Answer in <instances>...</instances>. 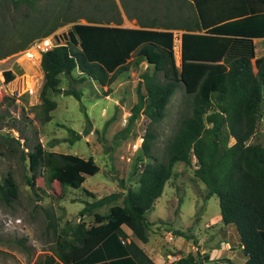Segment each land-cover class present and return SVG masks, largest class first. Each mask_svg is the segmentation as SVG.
Listing matches in <instances>:
<instances>
[{
  "label": "trees",
  "instance_id": "16d2710c",
  "mask_svg": "<svg viewBox=\"0 0 264 264\" xmlns=\"http://www.w3.org/2000/svg\"><path fill=\"white\" fill-rule=\"evenodd\" d=\"M52 30L36 35L45 36ZM190 30L201 28L195 25L187 28ZM64 36L68 45L47 51L41 59L46 79L41 90L43 121L51 119L50 112L56 107V102L46 96L47 90L62 92L60 74L74 79L72 73L78 70V81L91 79L109 89L129 69L133 53L135 65L146 61L154 66V71L140 76L137 102L131 107L126 127L114 137H127L141 113L150 125L161 117L168 98L181 81L172 31L74 23ZM257 37H264V12L226 19L205 27L203 33L181 34L182 50L193 48V53L212 59L220 56L221 62L207 69L198 81H188L190 87L197 85L192 94L191 113L181 119L167 144L164 160H157L151 152L153 135L149 125L141 147L144 156L153 162L143 166L140 190L113 192L86 201L80 216L122 198V204L112 205L107 214L95 212L92 225H86L82 219L76 223L66 221L56 237L55 252L46 255L43 264H155L132 239L128 241L122 225L142 242L148 240L150 223L146 214L162 195L174 165L190 164V153L197 163L194 176L205 186L204 202L213 196L218 198L221 222L234 230L245 257L242 264H264V146L248 143L257 128L264 91V54L256 57L253 39ZM27 42H23L22 48ZM159 72L163 78L158 77ZM5 75L6 80L13 78L10 71ZM64 93L80 100V94L73 89ZM213 93H216L215 109L208 113L213 107ZM27 125L32 126V122ZM108 125L106 121L103 131ZM68 131L73 136L69 139L71 143L79 139V133L70 128ZM230 138L234 142L228 144ZM25 156L29 170L41 167L47 183L56 181L74 189L81 187L87 175L99 171L91 156L85 159L72 153L45 150L39 142L30 146ZM5 181L7 190L2 197L8 203L16 196L18 187L10 172ZM48 226L54 229L53 223ZM172 233L191 238L177 229ZM66 240L68 244L64 247ZM193 260L188 255L165 264H192Z\"/></svg>",
  "mask_w": 264,
  "mask_h": 264
},
{
  "label": "rangeland",
  "instance_id": "374dc122",
  "mask_svg": "<svg viewBox=\"0 0 264 264\" xmlns=\"http://www.w3.org/2000/svg\"><path fill=\"white\" fill-rule=\"evenodd\" d=\"M134 1L0 0V64L20 51L23 42L31 39L25 44L27 46L41 37L37 33L47 29H53L50 33L66 32L74 23L84 20L114 28L123 23V14L148 20L154 14L161 16L160 2H164L162 12H168L171 21H176L172 19L176 17L174 7H179L181 13L178 14L182 15L181 20L185 22L187 14L192 11L189 6L188 9L183 8L179 4L181 0H138L141 7H137V2L133 3ZM234 1L211 0L208 3L206 0V10H199V14L206 16L208 21L235 18L242 11L235 8ZM246 3L249 13L264 11V0H246ZM190 15L193 19L198 17L195 11L190 12ZM177 28L180 30L174 31L173 49L181 81L168 98L161 117L150 125L149 119L141 113L125 138L121 135L115 138L114 135L128 123L131 107L137 102V85L142 80L140 76L154 71V66L146 61L135 65L134 53L130 58L129 69L120 74L109 89L90 79L78 81V70L72 73L75 80L60 74L59 87L62 92L47 90L46 96L56 102L48 121H43L41 99L28 108V115L12 101L0 109V264H43L45 256L55 252L56 237L66 221L76 223L82 219L89 226L94 224L95 212L107 214L112 204H122V198H119L80 216L86 201L91 202L110 193L128 189L139 191L143 185V166L153 162L152 158L144 156L141 147L149 125L153 135L151 152L157 160H164L167 144L181 119L191 113L192 94L197 85L190 87L188 81H198L207 69L221 62L220 56L219 59H212L193 53V48L182 50L180 35L187 28ZM263 54L264 40H261L256 43V57ZM42 71L44 72L43 69ZM15 72L18 75L21 72L28 73L30 68L23 63ZM43 77L45 82V72ZM158 77L163 78L161 72ZM17 82L18 80L13 82L12 86ZM67 89L77 91L80 100L73 94H65ZM141 91L145 92L143 85ZM215 98L216 93H213V107L208 113L215 109ZM124 118L127 122L123 121ZM28 121L32 122V126L27 125ZM106 121H109V125L103 131ZM69 128L80 134L79 139L72 143L69 141L73 138ZM36 142L45 150L72 153L85 159L91 156L98 164L99 171L92 176L87 175L77 189L56 181L47 183L43 169L37 167L34 171L29 170L25 156L30 146ZM233 142L234 139L230 138L228 144ZM248 143L264 146V91L257 128ZM189 157V165H174L173 174L165 183L158 204V200L155 202L152 217L159 223V228L176 226L191 235L197 229L196 235L207 243L208 248L217 245L215 248L221 249L220 252L213 254V258L206 264H242L245 257L239 249L238 238L232 227L225 226L224 229L217 217V214L220 215L218 198L213 196L210 201L204 202L205 186L194 176L197 165L195 157L192 153ZM8 172L12 173L18 192L6 203L2 193L7 190L5 178ZM49 223H53L54 229L48 226ZM153 230L157 231L156 228ZM67 244L66 240L62 246L67 247Z\"/></svg>",
  "mask_w": 264,
  "mask_h": 264
},
{
  "label": "crops",
  "instance_id": "0c3cea01",
  "mask_svg": "<svg viewBox=\"0 0 264 264\" xmlns=\"http://www.w3.org/2000/svg\"><path fill=\"white\" fill-rule=\"evenodd\" d=\"M208 1H209L208 3H211V0H208ZM135 2H137V4H136L137 7L138 6L141 7L140 1L135 0L133 3H135ZM205 2H206V0H185V1L181 0V3H179V4H182L183 8L185 7V9H188L190 7L192 10V11H189V13L187 14V17H186L187 21L186 22L182 21L181 20L182 15L178 14V13H181V11L179 10V7L173 8L175 11L174 14L176 15V17L172 18V19H174L176 21L169 20L171 18L168 17V12H165V13L162 12V9H164V4H163L164 2H160L159 3V14H161V16L158 17L156 14H154L153 16L148 18V20H146V19H141V18L137 19L134 16L129 17L126 14H123V16H124L123 17V23L120 25H118V24L117 25L119 27H126V28L144 27V28L153 29V30H170L173 32V34H174L175 30H180L177 27L188 28L190 26L198 25V26H200L201 30H195V31L194 30H190V31H187V30L183 31L182 30V33H184V32L203 33L205 27H210L212 25L218 24L219 22H223L226 20V19H221L218 21H208V18L206 16L203 17V15H200L199 10H206L205 7H206L207 3H205ZM234 6H235V8L240 9L242 11L241 12L242 14L235 17V18L242 17L244 15L255 14V13L247 12L248 7H247L246 0H235ZM216 7H214V8H216ZM197 8H199V9H197ZM214 8H213V10H215ZM194 11L196 12V14L198 16L196 19H193L192 15H190V12H194ZM262 12H264V11H262ZM215 13L217 16H220V15H218L219 13L217 11H215ZM256 13H259V12H256ZM178 18H179V20H178ZM228 19H230V18H228ZM81 23H83V24L107 25V24H103L100 22H91L88 20H86V21L84 20ZM180 38H181V35H180ZM261 40H264V37H257V38L253 39V42L255 44V52H256V43L260 42ZM92 81H94V80H92ZM211 198H209L208 201H210ZM157 200H158L157 201V204H158L160 199H157ZM153 209L150 212H148L149 215H148V213L146 214L147 220L150 223L149 229L147 231L148 232V240L146 242H142L140 239L135 237L133 235L132 231L126 225H122L123 230L128 235V241L130 239H132L143 250V252L152 260L153 263H155V264L173 263V262L177 261L178 259H180L181 257H188V255H189V256H192L194 258L192 264H206L205 262H208L211 260V258H213L212 257L213 254L215 255V254H218L217 252H220L221 249L215 248L217 245L213 248H208L207 243L204 241H201L203 239H201V237L199 235H196L198 233L196 231L197 229H195V234L191 235V234L187 233V235H189L191 238H185L183 236L175 235L172 233V230H176V229L182 231L181 229H179L176 226H173V227L167 226V228L157 227V226H159V223H157L155 217H152L153 212H154ZM156 217H157V215H156ZM217 217L219 218V220H221L220 215L217 214ZM160 218H162V216H160ZM172 218H174V217H172ZM222 226L225 229V226H227V225L223 224ZM155 228L157 229V231L153 230ZM221 234H222V232H221ZM221 238L224 241V238L223 237H221ZM197 239L199 241H197ZM239 249L241 250L240 246H239Z\"/></svg>",
  "mask_w": 264,
  "mask_h": 264
},
{
  "label": "built area",
  "instance_id": "2783aa9c",
  "mask_svg": "<svg viewBox=\"0 0 264 264\" xmlns=\"http://www.w3.org/2000/svg\"><path fill=\"white\" fill-rule=\"evenodd\" d=\"M65 33V31L52 32L41 36L2 61L0 64V109L6 105L7 101H12L28 115L30 110L28 108L37 104L38 100L40 101L44 85V72L41 69L42 56L55 47L67 46L68 38L64 36ZM23 63L29 66L30 72H21L18 75L15 69L22 67ZM7 71L13 75L11 80H6L5 72ZM17 80V84L12 86V83ZM123 121L127 122L126 118Z\"/></svg>",
  "mask_w": 264,
  "mask_h": 264
}]
</instances>
